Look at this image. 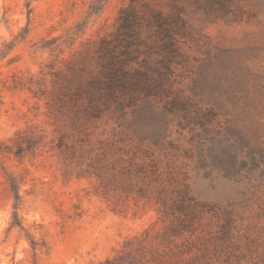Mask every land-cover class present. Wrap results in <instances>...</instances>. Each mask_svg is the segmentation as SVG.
Segmentation results:
<instances>
[{"label": "trees", "instance_id": "obj_1", "mask_svg": "<svg viewBox=\"0 0 264 264\" xmlns=\"http://www.w3.org/2000/svg\"><path fill=\"white\" fill-rule=\"evenodd\" d=\"M107 2L92 0L89 18L102 13ZM27 8L30 18L31 2ZM263 17L264 0H130L115 30L84 44L62 61L64 66L54 61L37 76L14 75L9 89L27 90L43 102L57 135L49 141L43 130L29 126L0 143L1 171L15 215L22 207L24 180L5 171L6 159L21 162L50 147L77 162L80 175L104 182L100 164L117 156L129 178L126 191L138 187L145 198L159 186L154 197L161 204L162 224L127 240L104 264H242L251 252L236 236L233 210L199 200L187 179L175 177L170 127L177 122L200 130L195 138L214 172H235L246 149L264 152V67L256 65L264 61V36L236 48L218 46L196 60L197 68L185 51L200 34L195 22L264 26ZM85 29L77 25L68 39ZM62 42L68 45L56 38L43 49L57 44L64 55ZM110 122L116 126L105 142L98 129Z\"/></svg>", "mask_w": 264, "mask_h": 264}, {"label": "rangeland", "instance_id": "obj_2", "mask_svg": "<svg viewBox=\"0 0 264 264\" xmlns=\"http://www.w3.org/2000/svg\"><path fill=\"white\" fill-rule=\"evenodd\" d=\"M91 1L0 0V143L9 142L29 126L43 130L49 141L56 140L54 120L45 104L27 90H11L9 85L14 75L37 76L54 61L64 66L62 61L72 59L84 44L110 35L121 9L130 2L108 0L102 13L89 18ZM79 24L86 29L78 38L68 39V31ZM194 27L200 34L185 47L194 68L200 64L197 59L206 58L218 46L236 48L264 36V26L256 23L195 22ZM56 38L68 41V45L62 42L64 55L55 49L57 44L43 49ZM256 65L263 68L264 61ZM115 126L114 122L102 124L98 133L105 134L100 139L109 141ZM199 131L171 124L174 147L169 154L174 175L177 180L187 179L199 200L232 209L236 236L251 252L242 264H264V152L246 149L238 155L235 172H214L200 152V141L195 138ZM116 159L100 164L107 174L104 182L96 175H80L82 167L77 162L66 160L60 150L50 147L21 162L6 159L5 171L23 177L24 183L22 207L16 216L15 201L0 166V264H104L127 240L160 229L161 204L154 197L159 186L145 198L136 192L138 187L126 191L129 178Z\"/></svg>", "mask_w": 264, "mask_h": 264}]
</instances>
